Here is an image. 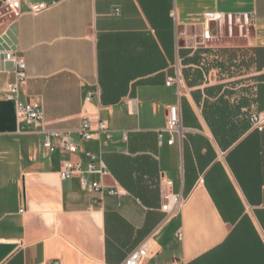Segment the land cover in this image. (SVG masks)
I'll use <instances>...</instances> for the list:
<instances>
[{"label":"crops","instance_id":"0c3cea01","mask_svg":"<svg viewBox=\"0 0 264 264\" xmlns=\"http://www.w3.org/2000/svg\"><path fill=\"white\" fill-rule=\"evenodd\" d=\"M18 1L0 35L17 24L19 98L45 117L20 121L1 92L16 69L0 59V264H122L146 242L141 264H264V128L250 119L264 112V0ZM206 11L255 12L251 39L205 42ZM174 104L183 133L169 145L159 131ZM85 117L107 129L82 139ZM51 131L100 154L119 193L94 205L78 177L63 179L64 159H87L49 153ZM170 193L179 214L162 209Z\"/></svg>","mask_w":264,"mask_h":264},{"label":"built area","instance_id":"2783aa9c","mask_svg":"<svg viewBox=\"0 0 264 264\" xmlns=\"http://www.w3.org/2000/svg\"><path fill=\"white\" fill-rule=\"evenodd\" d=\"M46 2H36L30 6V12L39 14L49 8ZM119 10L116 9V12ZM21 15L20 4L18 0H6L0 3V22L8 18L14 21ZM257 15L253 11H206L203 18L202 38L205 42H215L223 39L230 41L234 40H250L253 29L256 24ZM5 60L14 64L16 69V80L6 83L1 92L7 100L15 101L17 114L20 121L27 123L41 122L44 120L45 112L43 104L40 100L23 101L19 98L20 87L27 80L26 63L23 57L19 56L16 51L5 52ZM180 78H169L167 85H177L178 93L182 94L180 86ZM98 92L90 91L87 93L86 99L91 100ZM252 126L258 129L264 128V112L253 113L250 117ZM107 125L104 121H98L97 129L92 128V120L90 117H85L79 134L82 139L91 140L95 132L104 131ZM164 133L169 134L167 143L172 145L175 142V134L182 136V115L178 104L171 105L167 113L166 127L159 131L160 142L164 138ZM52 139L60 141V145H56ZM44 147L49 153L55 152L58 148L61 151L69 154H77L81 152L87 159L84 163L82 160H73L71 158L64 159L60 176L63 179L78 177L81 186L84 190H91L97 194L93 199V204L98 205L103 200L105 195H115L119 191L114 187H109L103 184L102 179L109 175L108 167L100 154L82 150L79 145L71 141V139L63 132L51 131L48 133ZM89 175H97L99 180H90ZM171 184V181L167 182ZM184 200L181 195L170 193L165 197V202L162 209L170 214H179L183 208ZM182 236V233H180ZM149 256L148 243H143L134 249L122 264H141L142 260ZM43 264H63L60 259L43 263Z\"/></svg>","mask_w":264,"mask_h":264},{"label":"water","instance_id":"95a60500","mask_svg":"<svg viewBox=\"0 0 264 264\" xmlns=\"http://www.w3.org/2000/svg\"><path fill=\"white\" fill-rule=\"evenodd\" d=\"M18 40H17V24L14 23L9 30L4 34L0 35V52L17 51ZM0 59L5 60V53L0 54ZM12 65V64H10ZM5 249L7 246H4ZM4 250H2V254Z\"/></svg>","mask_w":264,"mask_h":264}]
</instances>
